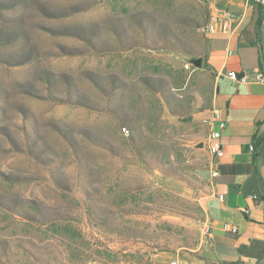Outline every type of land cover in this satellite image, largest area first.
Returning <instances> with one entry per match:
<instances>
[{"label": "rangeland", "instance_id": "374dc122", "mask_svg": "<svg viewBox=\"0 0 264 264\" xmlns=\"http://www.w3.org/2000/svg\"><path fill=\"white\" fill-rule=\"evenodd\" d=\"M205 2L0 0V264L201 258Z\"/></svg>", "mask_w": 264, "mask_h": 264}, {"label": "crops", "instance_id": "0c3cea01", "mask_svg": "<svg viewBox=\"0 0 264 264\" xmlns=\"http://www.w3.org/2000/svg\"><path fill=\"white\" fill-rule=\"evenodd\" d=\"M205 6L206 25L214 29L204 32L203 52L185 58H201V66H193L189 76L184 72L188 82L205 76V100L197 99L194 117L207 124L208 137L219 128L214 119L218 111L225 121L220 137L223 155H208L211 182L203 208L210 244L195 249L200 259L180 262L264 264V83L255 78L258 72L264 76V7H252L251 0H206ZM225 13L236 18L228 20ZM229 72L239 80L232 81ZM187 81L181 88L188 86ZM260 137L263 140L255 148L254 139ZM213 170L218 171L215 177ZM224 225L234 226L236 232ZM174 260L178 259L171 257L170 264Z\"/></svg>", "mask_w": 264, "mask_h": 264}, {"label": "built area", "instance_id": "2783aa9c", "mask_svg": "<svg viewBox=\"0 0 264 264\" xmlns=\"http://www.w3.org/2000/svg\"><path fill=\"white\" fill-rule=\"evenodd\" d=\"M200 1H206V0H200ZM251 5H252V7H256V6L264 7V0H251ZM225 18L228 20H233L236 18V16L233 13H225ZM213 29H214L213 25H206L205 27H203L201 29V31L202 32H208V31H212ZM192 67H193V65L191 64V62L189 60H186V59L182 60V68L184 70L190 71ZM227 76L232 81L236 82L239 80L237 78V74L235 72H229L227 74ZM255 78L257 81L264 83V76L261 72L256 73ZM241 80H243V78ZM214 119L218 122L219 128L216 131H212V135L207 137L204 145H205V149H206L208 155H210L212 158H219L223 155L220 137H221V131L225 127V121L223 119H220L218 111H214ZM123 132H127V131L123 130ZM250 149L253 150V147H251ZM211 175H212V177L217 176L218 171L213 170ZM218 198L220 200H222L223 197L220 195ZM252 198L255 199L256 196H252ZM224 228L226 230L232 232V233L236 232V228L234 226L224 225ZM204 241H205L206 245L210 244V227H208L206 229ZM171 264H181V262L178 260H174L171 262Z\"/></svg>", "mask_w": 264, "mask_h": 264}, {"label": "trees", "instance_id": "16d2710c", "mask_svg": "<svg viewBox=\"0 0 264 264\" xmlns=\"http://www.w3.org/2000/svg\"><path fill=\"white\" fill-rule=\"evenodd\" d=\"M261 69H262V67H261ZM185 78H186V73L184 72V69H182L181 71L179 70L178 74L175 76V79H174V85L176 86V88H181L182 87L181 85L184 83ZM160 94H161V97L164 100L165 104L167 105V108L169 109V111L172 114H175V112L172 110L171 101L167 97V95H166V93H165V91H164L163 88H161ZM136 128H137L136 126L133 128V130L131 132V135L129 137V140H130V142L133 145H137V139H136V135H135ZM124 131H127V133L130 132L127 129H124ZM262 140H263V137L255 138L254 139V146H255V148L261 143Z\"/></svg>", "mask_w": 264, "mask_h": 264}, {"label": "water", "instance_id": "95a60500", "mask_svg": "<svg viewBox=\"0 0 264 264\" xmlns=\"http://www.w3.org/2000/svg\"><path fill=\"white\" fill-rule=\"evenodd\" d=\"M191 62V64L194 66V67H200L201 66V58H192L189 60ZM201 144L198 145V147H200Z\"/></svg>", "mask_w": 264, "mask_h": 264}, {"label": "bare ground", "instance_id": "6f19581e", "mask_svg": "<svg viewBox=\"0 0 264 264\" xmlns=\"http://www.w3.org/2000/svg\"><path fill=\"white\" fill-rule=\"evenodd\" d=\"M212 135V132L210 133V135L209 136H211Z\"/></svg>", "mask_w": 264, "mask_h": 264}]
</instances>
